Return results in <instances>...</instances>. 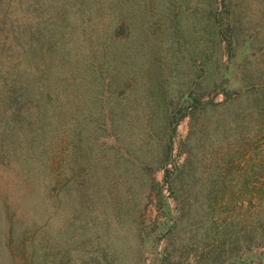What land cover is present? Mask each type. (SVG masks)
<instances>
[{"label":"rangeland","instance_id":"1","mask_svg":"<svg viewBox=\"0 0 264 264\" xmlns=\"http://www.w3.org/2000/svg\"><path fill=\"white\" fill-rule=\"evenodd\" d=\"M50 3L0 0V264H264V0Z\"/></svg>","mask_w":264,"mask_h":264},{"label":"trees","instance_id":"2","mask_svg":"<svg viewBox=\"0 0 264 264\" xmlns=\"http://www.w3.org/2000/svg\"><path fill=\"white\" fill-rule=\"evenodd\" d=\"M48 2H52L49 4V7H52V4L55 3L57 7H55V12H57L59 18L61 17V19H68V16H75V15H80V6L81 4H83L85 2V0H75L74 3H71V0H47ZM71 3V4H70ZM75 4L77 6H75ZM75 6V7H74ZM69 9V10H68ZM82 12V10H81ZM65 21V20H64ZM67 30V28L64 26L63 27V31L65 32ZM69 30H72V28H69ZM71 48H68L64 51H62V59H61V64L60 66L62 68H60V76H59V82L61 85V93H60V105L66 107L65 109L70 107L71 104V100L74 101V92L72 90V84H73V80L75 78V74L72 72V63H71V59L68 57L72 51L70 50ZM74 52V51H73ZM74 69V68H73ZM65 111V110H63ZM33 185V187H31V189L29 190V193L27 195V200H28V205L30 206V208H26L25 210L20 211V215L17 212V210H14L13 215H17L18 217H20L22 220L26 221V220H30L29 215H31L30 217H33L35 219H38V208H35V205H38L41 199L40 196V184L39 182H36L34 184V182H29ZM20 186V182H14L13 186ZM3 202L4 205L11 208L12 204H11V199L13 198V196L11 197L10 195L8 196L7 194H5V196H3ZM17 198H20L17 195ZM8 201V202H7ZM16 203V202H14ZM17 208H21L17 203ZM10 255V253H9ZM12 262V260H11ZM14 262V261H13ZM12 262V263H13Z\"/></svg>","mask_w":264,"mask_h":264}]
</instances>
